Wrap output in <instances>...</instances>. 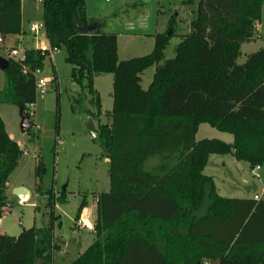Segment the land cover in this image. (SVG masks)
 I'll return each mask as SVG.
<instances>
[{"label":"trees","instance_id":"obj_1","mask_svg":"<svg viewBox=\"0 0 264 264\" xmlns=\"http://www.w3.org/2000/svg\"><path fill=\"white\" fill-rule=\"evenodd\" d=\"M87 1L41 0L50 49H66L71 79L91 96L94 119L102 113L95 77L114 75L111 119L98 125L96 138L109 159L110 189L97 196L96 238L71 264H264V199L223 197L204 173L212 154H231L251 170L264 165V46L237 62L242 45L254 39L264 0H188L196 4L191 29L173 58L165 51L177 15L166 32L154 34L149 54L126 60L118 57V35L88 16ZM22 28V0H0V36L21 35ZM47 54L30 48L22 59H8L0 104L26 110L36 103L34 73ZM152 66L144 89L142 74ZM201 123L233 142L197 141ZM18 146L0 122V219L23 152ZM155 157L159 164L148 169ZM45 172L39 161L35 191L47 195L51 222L18 236L0 234V264H54L58 197L43 191Z\"/></svg>","mask_w":264,"mask_h":264},{"label":"rangeland","instance_id":"obj_2","mask_svg":"<svg viewBox=\"0 0 264 264\" xmlns=\"http://www.w3.org/2000/svg\"><path fill=\"white\" fill-rule=\"evenodd\" d=\"M188 0H88L87 10L91 18H102L103 30L118 35L119 59L126 60L149 54L154 48V34L164 33L169 20L176 16V33L165 51V59L173 58L176 47L184 34L191 29L192 12L196 4ZM23 34L8 35L0 43V56L7 58L6 48L23 50L33 48L35 41L44 38L41 28L35 35L32 24H42L41 0H23ZM27 30V31H26ZM34 41V42H33ZM264 46V2L262 18L256 23L254 39L244 43L237 62L244 63L249 54ZM64 47L47 54L42 73L38 78L51 82L44 92L38 90L36 103L28 106L26 112L34 126L24 133L21 129L20 107L14 104H0V122L5 135L23 151L18 166L9 177L7 210L0 220V234L18 236L23 228L43 227L52 219L51 208L47 206V195L37 194L36 168L39 161L45 165L43 191L52 190L58 199L54 207V241L59 249L54 252V264H71L96 238L95 232L78 229L75 218L82 203L92 207L97 216V196L110 189L109 161L96 138L88 130L90 112L96 110L86 89L71 79L72 65L66 61ZM155 66L142 74V86L147 89L153 80ZM112 73L96 75L94 87L102 102L100 118H92L96 127L110 122L113 108ZM5 74L0 68V90L4 88ZM85 95L80 105L75 99ZM218 139L233 142V136L218 130L208 123H201L196 140ZM160 162L153 158L147 165L152 169ZM247 162L238 161L231 154H212L204 173L214 180L217 192L226 198H253L257 193L264 198V165L260 166L257 178L251 173ZM24 185L32 192L25 204L13 193L12 187ZM65 191V195L61 194ZM59 222L61 225L59 226ZM97 224V221H96ZM208 264V263H205Z\"/></svg>","mask_w":264,"mask_h":264},{"label":"built area","instance_id":"obj_3","mask_svg":"<svg viewBox=\"0 0 264 264\" xmlns=\"http://www.w3.org/2000/svg\"><path fill=\"white\" fill-rule=\"evenodd\" d=\"M44 27L43 23L42 24H32L31 25V31L37 35L41 28ZM46 41H48L46 39V37L44 36L43 39H40L39 41L36 40V45L38 49L41 50H48L49 53H52L53 51H57V50H51L50 46H49V42L48 44L46 43ZM4 42V38L2 36H0V43ZM26 49L23 50V53L20 54V49L16 48V47H12V48H6V53H7V59L11 58L14 60H19L22 59L24 57V52ZM42 73L41 70H36L35 71V76H36V83H37V91L40 90L41 92H44L46 90V88L49 86V83L51 82L48 78H38V75H40ZM258 167H256L255 169L252 170V173H255V170L258 169ZM255 199H259V196L256 195ZM19 202L22 204H25L26 202H24L23 200L19 199ZM96 221H97V216L94 217L93 212L91 209H89L88 207H83L77 214L76 218H75V225L77 226L78 229H82V230H87L90 232H95L96 231Z\"/></svg>","mask_w":264,"mask_h":264},{"label":"water","instance_id":"obj_4","mask_svg":"<svg viewBox=\"0 0 264 264\" xmlns=\"http://www.w3.org/2000/svg\"><path fill=\"white\" fill-rule=\"evenodd\" d=\"M9 65V60L5 57L0 56V68L5 70ZM21 116V129L24 133H27L33 126L34 123L29 119V115L23 107H20ZM88 130L94 138L99 136V129L96 127L93 119L91 118L88 123ZM13 193L24 202L28 201L31 197L29 189L25 186H18L13 189Z\"/></svg>","mask_w":264,"mask_h":264},{"label":"crops","instance_id":"obj_5","mask_svg":"<svg viewBox=\"0 0 264 264\" xmlns=\"http://www.w3.org/2000/svg\"><path fill=\"white\" fill-rule=\"evenodd\" d=\"M23 7H24V6H23V0H22V26H23ZM86 11H87V14H88V16H89L90 14L88 13L87 7H86ZM89 17H90V16H89ZM23 28H25V27L23 26ZM26 31H27V30H26ZM44 35H45V34H44ZM25 36H27V34H26V35H25V34H23V35L21 34L19 37L24 38ZM33 42H34V41H33ZM46 43L48 44V41H46ZM33 48H37L36 41H35V46H34ZM26 49H28V48H26ZM29 49H30V47H29ZM118 53H119V47H118ZM118 55H119V54H118ZM106 158H107V157H106ZM233 158H234V157H233ZM107 159H108V158H107ZM234 159H235V158H234ZM108 161H109V159H108ZM247 164H248V163H247ZM248 166H249V164H248ZM258 169H260V167H259ZM258 169L255 170V173H253V175H254L255 177H257V178H260V177H261L260 174L257 173ZM250 171H251V173H252V170H250ZM18 186H24V185H18ZM18 186H14V187H12V189H14V188H16V187H18ZM25 187H26V186H25ZM27 188H28V187H27ZM8 189H9V184H8ZM8 189H7V191H8ZM28 189H29V188H28ZM262 190H263V192H264V187L262 188ZM29 191H30V193H31V197H32V192H31L30 189H29ZM256 195L259 196V199H262V198H261V195H259V194H257V193L254 194L253 198H255ZM31 197H30V198H31ZM263 199H264V198H263ZM84 205H85L84 207H88L87 203H85V202H84ZM93 205H94V206H97L96 203H94V202H93ZM88 208H89V207H88ZM89 209H92V207H90ZM0 220H1V219H0ZM78 256H79V255H78Z\"/></svg>","mask_w":264,"mask_h":264}]
</instances>
